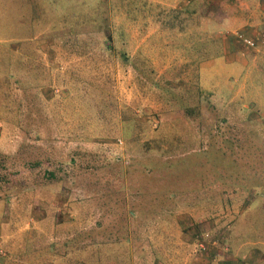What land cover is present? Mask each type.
Instances as JSON below:
<instances>
[{
	"label": "rangeland",
	"instance_id": "374dc122",
	"mask_svg": "<svg viewBox=\"0 0 264 264\" xmlns=\"http://www.w3.org/2000/svg\"><path fill=\"white\" fill-rule=\"evenodd\" d=\"M249 1L0 0V264H264Z\"/></svg>",
	"mask_w": 264,
	"mask_h": 264
},
{
	"label": "crops",
	"instance_id": "0c3cea01",
	"mask_svg": "<svg viewBox=\"0 0 264 264\" xmlns=\"http://www.w3.org/2000/svg\"><path fill=\"white\" fill-rule=\"evenodd\" d=\"M243 16L240 19H228V26L239 24L234 29L220 27V30H224L225 35L220 36L222 38V45L224 49L223 55H220L223 66L228 71L243 70V66H252L254 63L261 64L257 66L258 69H264V0H254L253 2L241 3ZM240 9V8H239ZM240 9V10H241ZM226 18V17H225ZM225 18H219L221 22L225 21ZM218 19V18H217ZM221 22L220 25L224 26ZM220 32V31H219ZM241 33L246 37L254 38L257 41L255 49L244 48L236 39L233 34ZM230 42V46L226 43ZM241 47H240V45ZM233 45V46H232ZM250 54L251 60H247L246 56ZM212 59L206 60L210 61ZM239 62L242 66L236 64ZM211 63V61H210ZM213 68H216L213 66ZM207 70H211L207 67ZM213 91L212 93H214Z\"/></svg>",
	"mask_w": 264,
	"mask_h": 264
},
{
	"label": "built area",
	"instance_id": "2783aa9c",
	"mask_svg": "<svg viewBox=\"0 0 264 264\" xmlns=\"http://www.w3.org/2000/svg\"><path fill=\"white\" fill-rule=\"evenodd\" d=\"M237 41L246 49H255L256 46H257V41L256 39L254 38H249V37H246L244 36L243 34L241 33H234L233 34Z\"/></svg>",
	"mask_w": 264,
	"mask_h": 264
}]
</instances>
